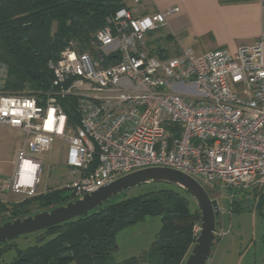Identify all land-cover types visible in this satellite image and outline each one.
<instances>
[{
	"label": "built area",
	"instance_id": "obj_1",
	"mask_svg": "<svg viewBox=\"0 0 264 264\" xmlns=\"http://www.w3.org/2000/svg\"><path fill=\"white\" fill-rule=\"evenodd\" d=\"M261 7L255 43L234 52L186 47L159 57L147 35L179 8L135 15L122 7L89 49L69 44L48 62L46 90L5 91L0 62V124L22 132L14 174L0 191L34 195L40 157L56 138L67 143L72 177L62 187L72 200L149 167L219 183L229 200L236 191H264V0Z\"/></svg>",
	"mask_w": 264,
	"mask_h": 264
},
{
	"label": "trees",
	"instance_id": "obj_2",
	"mask_svg": "<svg viewBox=\"0 0 264 264\" xmlns=\"http://www.w3.org/2000/svg\"><path fill=\"white\" fill-rule=\"evenodd\" d=\"M140 5L141 0H0V62L8 73L4 90L34 94L48 89L52 80L48 62L56 60L69 44L89 49L94 34L111 24L118 9L128 8L135 14L133 10ZM65 112L71 122L75 118L72 110L66 108ZM235 193L234 198L241 199L230 200V206L249 209L245 198L251 193L253 203L263 206V190ZM187 196L184 189L171 185L108 200L85 216L39 231L36 243L16 248L8 262L3 255L14 246L13 241L0 244V264H183L196 239L194 228L200 226L199 210H191ZM71 200V192L64 187L16 202L0 198V223ZM147 216L161 219L148 252L141 259L115 262L111 253L117 248V233Z\"/></svg>",
	"mask_w": 264,
	"mask_h": 264
},
{
	"label": "rangeland",
	"instance_id": "obj_3",
	"mask_svg": "<svg viewBox=\"0 0 264 264\" xmlns=\"http://www.w3.org/2000/svg\"><path fill=\"white\" fill-rule=\"evenodd\" d=\"M157 33L163 34L161 30L155 32V34ZM172 42L174 43V41ZM19 93L26 94L25 90ZM66 150V141L56 138L50 149L41 155L42 169L35 194L49 188L62 187L70 181L72 175L63 163ZM199 183L212 199L217 200L220 209V213L216 218L217 235H215L211 254L206 264H264V201L263 206H256L257 204L253 203L254 197L251 193L245 198L250 208L239 209L230 206V189L221 186L219 183H206L200 179ZM164 186H171V184L161 182L142 183L119 193L109 200H117L124 196H136ZM18 195L21 199L31 197L24 194ZM187 198L191 210L196 209V201L189 195ZM240 199L241 197L237 195L235 200L239 201ZM160 226L161 219L159 216H147L143 220L122 228L116 235L117 248L111 253L112 259L117 263L131 257L141 259L150 249ZM39 234V231L33 232L13 240L14 246L4 253L3 259L8 262L14 258L16 248L24 249L36 243ZM64 264L76 263L68 261Z\"/></svg>",
	"mask_w": 264,
	"mask_h": 264
},
{
	"label": "crops",
	"instance_id": "obj_4",
	"mask_svg": "<svg viewBox=\"0 0 264 264\" xmlns=\"http://www.w3.org/2000/svg\"><path fill=\"white\" fill-rule=\"evenodd\" d=\"M173 7L179 11L166 14L164 23L147 35L149 49L159 57L177 54L186 47L196 52L216 48L234 52L240 46L253 45L262 27L261 0H141L133 11L138 15ZM160 30L163 34H155ZM21 139L20 130L0 124V181L13 176ZM63 163L66 166L65 158ZM18 196L0 191L6 202L21 200Z\"/></svg>",
	"mask_w": 264,
	"mask_h": 264
},
{
	"label": "water",
	"instance_id": "obj_5",
	"mask_svg": "<svg viewBox=\"0 0 264 264\" xmlns=\"http://www.w3.org/2000/svg\"><path fill=\"white\" fill-rule=\"evenodd\" d=\"M148 182H161L181 187L196 201L200 213V230L183 264H206L217 233L216 218L220 213L218 202L212 199L204 187L192 176L163 167H149L128 173L82 198L0 223V244L85 216L119 193Z\"/></svg>",
	"mask_w": 264,
	"mask_h": 264
}]
</instances>
